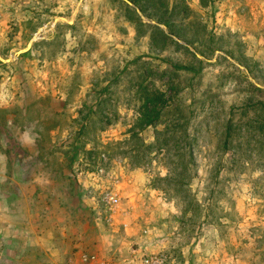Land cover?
Returning <instances> with one entry per match:
<instances>
[{
    "label": "rangeland",
    "instance_id": "1",
    "mask_svg": "<svg viewBox=\"0 0 264 264\" xmlns=\"http://www.w3.org/2000/svg\"><path fill=\"white\" fill-rule=\"evenodd\" d=\"M2 105L76 147L79 252L264 264V0H0Z\"/></svg>",
    "mask_w": 264,
    "mask_h": 264
},
{
    "label": "crops",
    "instance_id": "2",
    "mask_svg": "<svg viewBox=\"0 0 264 264\" xmlns=\"http://www.w3.org/2000/svg\"><path fill=\"white\" fill-rule=\"evenodd\" d=\"M11 121L0 120V264H79L93 220L70 177L72 151L48 149L43 120L13 122V133L4 128Z\"/></svg>",
    "mask_w": 264,
    "mask_h": 264
},
{
    "label": "built area",
    "instance_id": "3",
    "mask_svg": "<svg viewBox=\"0 0 264 264\" xmlns=\"http://www.w3.org/2000/svg\"><path fill=\"white\" fill-rule=\"evenodd\" d=\"M101 204L106 209L105 210V220L110 223L112 221V215L116 212L119 207V197L113 191H105L101 195ZM79 264H103L101 261L97 260L93 254L81 253L78 256ZM141 264H163L162 256H147L141 259ZM64 264H75L74 261H68Z\"/></svg>",
    "mask_w": 264,
    "mask_h": 264
},
{
    "label": "trees",
    "instance_id": "4",
    "mask_svg": "<svg viewBox=\"0 0 264 264\" xmlns=\"http://www.w3.org/2000/svg\"><path fill=\"white\" fill-rule=\"evenodd\" d=\"M226 131H227V129H226ZM228 137H229V134H228V132H226L225 139H227ZM71 151H72V154H71L72 156H70V159L72 158L74 160L78 154V151L76 150V147L72 148ZM91 213H93V212H91ZM93 215H94V213H93Z\"/></svg>",
    "mask_w": 264,
    "mask_h": 264
},
{
    "label": "water",
    "instance_id": "5",
    "mask_svg": "<svg viewBox=\"0 0 264 264\" xmlns=\"http://www.w3.org/2000/svg\"><path fill=\"white\" fill-rule=\"evenodd\" d=\"M68 22H69V21H68ZM33 39H34V38H32V40H33ZM31 43H32V41H31V42H28L22 50H19V51H17V52L15 53V56H17V55H19V54H22V53H24V52H26V51H28V49H29L30 46H31Z\"/></svg>",
    "mask_w": 264,
    "mask_h": 264
}]
</instances>
